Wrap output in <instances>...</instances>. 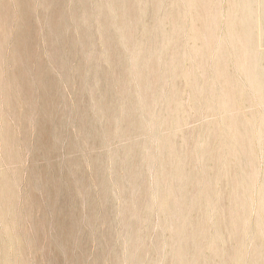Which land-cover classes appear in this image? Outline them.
<instances>
[{
    "label": "rangeland",
    "instance_id": "1",
    "mask_svg": "<svg viewBox=\"0 0 264 264\" xmlns=\"http://www.w3.org/2000/svg\"><path fill=\"white\" fill-rule=\"evenodd\" d=\"M262 1L0 0V264H264Z\"/></svg>",
    "mask_w": 264,
    "mask_h": 264
},
{
    "label": "bare ground",
    "instance_id": "2",
    "mask_svg": "<svg viewBox=\"0 0 264 264\" xmlns=\"http://www.w3.org/2000/svg\"><path fill=\"white\" fill-rule=\"evenodd\" d=\"M262 2H263V3H262V8H263L262 17H263V18H261V19L264 20V0H263ZM261 26H262V25H261Z\"/></svg>",
    "mask_w": 264,
    "mask_h": 264
}]
</instances>
